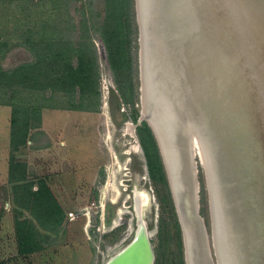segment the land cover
I'll return each instance as SVG.
<instances>
[{
	"label": "water",
	"instance_id": "1",
	"mask_svg": "<svg viewBox=\"0 0 264 264\" xmlns=\"http://www.w3.org/2000/svg\"><path fill=\"white\" fill-rule=\"evenodd\" d=\"M138 118L152 131L184 264H264V0H134ZM210 232L199 212L198 165ZM153 264L139 219L105 264ZM140 263V262H139Z\"/></svg>",
	"mask_w": 264,
	"mask_h": 264
},
{
	"label": "rangeland",
	"instance_id": "2",
	"mask_svg": "<svg viewBox=\"0 0 264 264\" xmlns=\"http://www.w3.org/2000/svg\"><path fill=\"white\" fill-rule=\"evenodd\" d=\"M10 1L0 0L1 69L10 72L20 64L34 60V49L31 43L18 40L15 36L21 33L25 36L32 31L33 39L36 40L34 44L39 50L41 46L38 45L42 42L37 40L44 36L40 20L50 16L54 26L72 30V46L75 49H79V42L83 44L84 49L88 48L90 42L94 44L99 66L100 105L97 113L58 109L63 114L70 113L67 117L63 115L67 119L56 120L55 124H60L61 130L57 128L54 133L57 146L63 142L60 133L67 136L65 138L68 141V148L64 152L72 159L73 168H76V172L70 176L71 181L67 183L66 180L59 179L61 171L58 169L63 170L62 165L55 168L56 171L52 173L55 175L52 176L45 164L42 167L43 163L40 162L42 156L45 158L46 154L51 157L55 155V159H60L59 149L50 151L51 144L40 136L38 128L41 117L30 120L28 112H23L20 126L23 130L27 124L26 142L19 148L11 147L12 110L10 106L4 104L8 94L4 88L0 87V264H105L111 256L132 240L139 219L144 222L150 235L154 255L155 250H158L161 253L160 262L164 264L165 258L170 260L169 250L176 253L175 239L170 242V245L164 244L162 236H165L166 228L164 227L163 235L158 234L159 220L162 217L167 218L168 212H161L137 134L133 138L125 131L127 123H131L132 126L135 123L131 120L132 113L118 106L119 101L115 97L117 90L114 72L107 58V45L100 35L91 29V26L103 20L102 0H71L65 7L67 12L56 15L42 13L40 6L42 0ZM89 5L92 13H90ZM83 20H85V27ZM35 26L37 27L33 29ZM137 54L136 32L134 56L138 92ZM113 57L114 54L110 56V59ZM110 90H113L115 95L110 93ZM24 97L28 99L29 105L36 98L35 95L27 94ZM67 97V94L66 96L56 94L57 100L68 101ZM39 102L42 103L43 100L39 99ZM60 103L62 104L61 101ZM68 103L64 104L68 105ZM122 112L126 113V118H123ZM33 124H36V127ZM16 129L19 130V126L17 128L16 125ZM43 149H47L45 154L36 152ZM11 162L14 164V169L18 162L25 165L27 182L36 183L41 179L45 180L64 213L61 230L55 235L38 239L44 248L24 256L18 255L14 232V211L20 206V200L18 195H15L9 180ZM197 165V179L199 181L202 178L203 181L205 209L210 223L204 173L198 162ZM14 169L11 168V170ZM35 188L36 185L33 189ZM141 193L147 194V200L145 202L140 200L142 205L136 209L135 196ZM200 193L201 187L199 212L201 210ZM19 210L23 212V217H29L26 210L23 211L20 208ZM6 213L8 216L10 214L9 220L5 217ZM166 221L170 222L169 219ZM206 227L209 233L210 224ZM173 230L171 232L174 236Z\"/></svg>",
	"mask_w": 264,
	"mask_h": 264
},
{
	"label": "trees",
	"instance_id": "3",
	"mask_svg": "<svg viewBox=\"0 0 264 264\" xmlns=\"http://www.w3.org/2000/svg\"><path fill=\"white\" fill-rule=\"evenodd\" d=\"M15 1L25 2V0H11L10 2ZM69 2L71 0H42L40 1L41 11L44 15L67 12L65 7ZM102 4L103 20L95 26H91V29L98 33L107 45V58L114 72L117 90L115 97L119 101L118 106L131 112V120L136 123L138 92L136 89L137 74L134 51L137 25L134 22V0H102ZM89 10L92 13L90 5ZM51 20L50 16L49 18L45 16V19L40 20L44 36L37 40V42H42L38 45L41 46L39 50L34 44L36 40L33 39L34 33L32 31H29L28 36L26 34L24 36L22 33L18 34L17 39L31 43L34 49L32 62L20 64L10 72L2 70L0 67V87L4 88L8 94L4 104L10 106L12 110L10 139L13 149L19 148L26 142L27 124L23 130L20 126L22 125V113L25 111L28 112L30 120L40 118L43 109L99 112V66L94 44L90 42L88 48L84 49L83 44L79 42V49H75L72 46V30L56 27L51 23ZM85 20L82 21L84 27L86 26ZM112 54L114 57L110 59ZM48 92L50 94H47ZM24 93L28 96L35 95L36 98L31 101L30 105L27 103L28 99L24 97ZM57 93L64 96L67 94L69 100H57ZM110 93L114 94L113 90H110ZM38 98L40 101L42 99L43 102L40 103ZM64 103H68V105ZM122 115L123 118L127 116L125 112H122ZM25 121L27 119L24 120V124ZM16 125L17 128L19 126V130L16 129ZM33 126L36 127V124ZM136 134L146 159L148 175L154 186L161 212H168L167 218L162 217L159 220L158 234L163 235L162 232L165 227V236H162L164 244L170 245L173 239L176 240V253L169 250L170 260L165 258L164 264H184L180 227L156 141L151 129L144 121L136 127ZM15 166L14 169V164L11 162L9 172V180L13 185L12 189L20 200V206L14 211V232L18 255L24 256L44 248L38 239L55 235L61 230L64 213L45 180L41 179L36 183L27 182L25 165L18 162ZM199 181L201 187L200 214L208 226L209 220L205 209L202 178ZM34 185H36L35 189H33ZM19 208L23 211L26 210L29 217H23V212ZM166 219H169L170 222L167 223ZM172 229H174V236L171 232ZM155 256L154 264H161V253L158 250H155Z\"/></svg>",
	"mask_w": 264,
	"mask_h": 264
},
{
	"label": "crops",
	"instance_id": "4",
	"mask_svg": "<svg viewBox=\"0 0 264 264\" xmlns=\"http://www.w3.org/2000/svg\"><path fill=\"white\" fill-rule=\"evenodd\" d=\"M17 39V35L15 36ZM19 40V39H18ZM75 112V111H74ZM67 113V112H65ZM70 113L67 114H63L61 111H59L58 109H43L41 111V118H40V125H39V130L40 131V136H43V140L47 139V142H49L50 151H53L54 149L57 150L59 149V157L60 159H55V155L54 156H49V154H46V157L44 158L42 156V160L40 161L42 164V167L45 164V167L48 169V171H50L49 173H53V171H56L55 168L60 167V165H62L64 167L63 170L58 169L59 171H61V175L59 176V179L61 180H66L67 183H69L71 181L70 176L71 174H74L76 171V168L74 167V163L72 161V159L67 155V153H65L64 151L67 150V145H68V141L65 137V135H61V139H63V142H61L59 144V146H57V142L55 141V136L54 133L56 132V129L58 128V130L60 131L61 129H59V125H57V123L55 124L56 120L61 118V119H67L65 117H67ZM65 115V117L63 116ZM62 121V120H61ZM60 121V122H61ZM53 143V144H52ZM37 153H46L47 149H43V150H37ZM64 153V154H63ZM55 174H52V176H54ZM63 175V176H62ZM78 180V179H77ZM78 183L80 182L79 180L77 181ZM5 217L9 220L10 214L8 216V213L5 214ZM6 223V220H5ZM4 227V226H2Z\"/></svg>",
	"mask_w": 264,
	"mask_h": 264
},
{
	"label": "bare ground",
	"instance_id": "5",
	"mask_svg": "<svg viewBox=\"0 0 264 264\" xmlns=\"http://www.w3.org/2000/svg\"><path fill=\"white\" fill-rule=\"evenodd\" d=\"M125 131H126V133L128 134V135H130L131 137H133V138H135V133H134V126H132V124L131 123H127V125H126V128H125ZM148 198H149V196H148ZM140 200H142V201H146L147 200V194H144V193H141L140 195H136L135 196V207H136V209H138V206L140 205H142L141 204V202L142 201H140ZM126 246V245H125ZM124 246V247H125ZM123 247V248H124ZM123 248H121L119 251H117L113 256H111V258H109L108 260H107V262H109V260H111V259H113L114 258V256H116L117 254H119V252H121V250L123 249ZM142 260H141V257L139 258V262H136V264H142V262H141ZM106 262V263H107ZM134 264V263H133Z\"/></svg>",
	"mask_w": 264,
	"mask_h": 264
}]
</instances>
